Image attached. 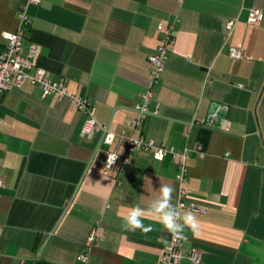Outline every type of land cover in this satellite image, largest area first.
<instances>
[{
  "label": "crops",
  "instance_id": "0c3cea01",
  "mask_svg": "<svg viewBox=\"0 0 264 264\" xmlns=\"http://www.w3.org/2000/svg\"><path fill=\"white\" fill-rule=\"evenodd\" d=\"M251 7L264 11V0H0V43L24 8L31 23L21 53L35 42L34 65L94 103L97 121L117 135L114 150L125 154L144 136L190 151L184 184L171 154L135 151L106 170L103 132L87 137L71 101L13 85L0 106V264H159L170 234L152 217L151 232L125 231L122 217L160 183L174 188V204L186 187L183 211L200 221L199 235L185 230L184 252L198 248L201 260L181 264H264V18L248 23ZM175 19L165 71L133 130L157 25ZM229 45L244 57L230 56Z\"/></svg>",
  "mask_w": 264,
  "mask_h": 264
},
{
  "label": "built area",
  "instance_id": "2783aa9c",
  "mask_svg": "<svg viewBox=\"0 0 264 264\" xmlns=\"http://www.w3.org/2000/svg\"><path fill=\"white\" fill-rule=\"evenodd\" d=\"M38 3L40 0H30ZM264 18V11L258 7H251L248 10L247 22L250 24H259ZM20 23L16 30H4L1 35L6 40L4 44L0 43V106L3 96L13 85L22 86L30 82L39 86L43 95H54L59 99H68L74 106L85 115L83 132L87 137H92L96 131L103 132L102 144L103 151L106 154L104 167L106 170H112L119 161L130 162L132 154L135 151H149L155 159L163 160L168 154H171L176 161L178 170L177 178L184 184L188 176V158L190 151L187 147L176 149L164 143H157L144 136L132 137L129 142L127 152L120 154L112 148L117 135L110 130L106 124H100L96 119V107L93 102L82 96H78L69 91L63 79L54 80L48 77L45 68L34 65V59L38 53V46L35 42H30L25 54L21 53L24 39L26 37V28L31 23V18L23 8L19 12ZM175 20L170 22L160 21L157 29L160 32V42L157 50L149 55V79L148 90L143 93V102L136 105L139 114L132 119L130 126L133 130L141 128L144 117L149 113L148 104L150 102V92L154 86L161 80L165 71L168 59L169 48L175 42ZM238 22L237 18L229 19L226 22L227 35H231ZM227 53L235 58L244 57V51L235 45H229ZM200 155L204 154L201 145L197 147ZM116 157L111 165V159ZM1 183V180H0ZM187 188L182 187L175 205L183 212L186 207ZM190 207L199 211H206L207 207L191 203ZM1 231V227H0ZM97 237L96 229H92L89 234V240L94 241ZM89 252L78 255V259L87 261ZM183 258H187L194 263L201 260V251L198 248H190L184 252V240L176 241L169 235L168 241L163 247V252L159 258V264H181Z\"/></svg>",
  "mask_w": 264,
  "mask_h": 264
},
{
  "label": "clouds",
  "instance_id": "9594fccd",
  "mask_svg": "<svg viewBox=\"0 0 264 264\" xmlns=\"http://www.w3.org/2000/svg\"><path fill=\"white\" fill-rule=\"evenodd\" d=\"M116 157L111 159V165ZM157 193L145 206L136 205L129 208L122 217V227L125 231L140 230L149 233L152 225H145L144 219L152 217L161 224L174 240L182 241L187 238V229L193 235H199L200 221L192 211H181L173 203L174 188L167 183H160Z\"/></svg>",
  "mask_w": 264,
  "mask_h": 264
},
{
  "label": "water",
  "instance_id": "95a60500",
  "mask_svg": "<svg viewBox=\"0 0 264 264\" xmlns=\"http://www.w3.org/2000/svg\"><path fill=\"white\" fill-rule=\"evenodd\" d=\"M106 154L103 152L102 159L105 160Z\"/></svg>",
  "mask_w": 264,
  "mask_h": 264
}]
</instances>
